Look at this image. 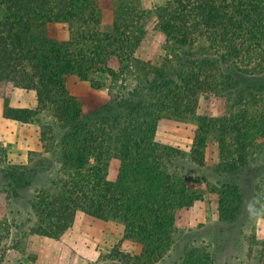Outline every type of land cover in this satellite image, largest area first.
Segmentation results:
<instances>
[{"label":"trees","instance_id":"obj_1","mask_svg":"<svg viewBox=\"0 0 264 264\" xmlns=\"http://www.w3.org/2000/svg\"><path fill=\"white\" fill-rule=\"evenodd\" d=\"M0 7L4 10L0 17L3 118L28 124L51 108L62 130L60 161L65 177L55 193L44 192L30 204L37 217L34 233L57 239L78 212L117 219L124 236L142 247L145 259L156 261L168 244L174 211L192 206L201 195L188 179L166 173L159 162L156 145L147 134L154 130L160 108L176 102L174 83L164 81L162 72L156 71L133 89L125 87L127 74L145 69L134 53L153 20L172 45L193 47L201 42L204 51L216 54L215 61L243 63L245 67H237L241 73L259 72L264 69L258 64L264 59V0H168L151 10L141 8L140 0H0ZM104 8L113 12L110 25L101 22ZM199 58L202 68L206 58ZM185 74L175 87L182 86L179 94L188 97L193 85ZM73 76L92 84L103 80L115 87L118 81L124 85L117 87L121 90L111 108L86 117L66 91L65 81ZM95 76L99 79L93 80ZM16 89L34 91L36 107H11ZM142 89L160 94L159 105L144 103ZM124 114L133 117L123 122ZM97 118L104 127L110 126L114 137H105ZM204 127L209 128L200 123L190 149V158L198 165H203L208 142ZM229 139L233 146L226 152L228 161L240 167L249 138ZM226 140L218 137L222 150ZM110 153L120 161L114 182L107 179ZM180 264L212 261L208 253L191 250Z\"/></svg>","mask_w":264,"mask_h":264},{"label":"rangeland","instance_id":"obj_2","mask_svg":"<svg viewBox=\"0 0 264 264\" xmlns=\"http://www.w3.org/2000/svg\"><path fill=\"white\" fill-rule=\"evenodd\" d=\"M166 1L140 0V6L151 10ZM3 11L0 7V17ZM112 20L113 12L104 8L102 24L110 25ZM203 49L201 42L183 48L168 43L151 20L134 53L145 69L126 76L128 89L141 78L149 80L156 71L162 72L164 81L174 83L176 102L160 108L155 128L147 135L156 145L164 171L188 179L201 195L192 206L174 211V225L161 256L146 260L142 247L124 236L119 220L96 219L81 212L57 239L34 233L37 217L30 204L44 192L55 193L65 177L60 161L62 130L49 108L28 124L0 118V264H180L191 250L208 253L212 264H264V69L241 73L237 67L245 64L220 63L215 53ZM199 57L206 58L202 68H198ZM259 63L264 67V59ZM185 73L193 85L188 97L179 94L182 86L175 87ZM99 83L74 76L65 81L67 94L79 102L86 117L111 108L121 90L117 87L124 85V81H118L117 87L103 80ZM140 92L144 103L159 105L160 94ZM13 93V107H36L34 91ZM132 117L124 114L121 120ZM96 122L105 129V137L115 136L101 118ZM200 123L209 126L204 127L208 142L203 165L190 158ZM235 136L249 138L240 167L228 161L226 154L233 146L229 137ZM218 137H227L223 150ZM119 166L110 153V182L116 180Z\"/></svg>","mask_w":264,"mask_h":264},{"label":"crops","instance_id":"obj_3","mask_svg":"<svg viewBox=\"0 0 264 264\" xmlns=\"http://www.w3.org/2000/svg\"><path fill=\"white\" fill-rule=\"evenodd\" d=\"M13 95H14V93L12 94V97L10 99V106H12V107L14 106L13 105ZM14 108H24V107H14ZM2 114H3V104L0 103V118L3 117Z\"/></svg>","mask_w":264,"mask_h":264}]
</instances>
